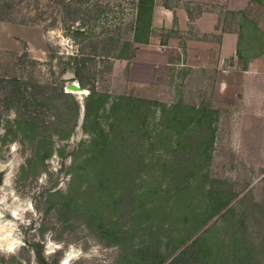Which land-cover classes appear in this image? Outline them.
<instances>
[{
	"label": "rangeland",
	"instance_id": "374dc122",
	"mask_svg": "<svg viewBox=\"0 0 264 264\" xmlns=\"http://www.w3.org/2000/svg\"><path fill=\"white\" fill-rule=\"evenodd\" d=\"M11 2L14 4L11 19L0 20V80L15 72L39 83L42 89L51 93H59L62 89L69 92L67 85L72 81L70 77L75 76L69 57L74 55L86 59L83 76L87 85L83 92H71L72 96L64 98L68 105L73 104V97L81 105L78 123L68 138L61 139L60 134L66 135L70 129H63L66 132L58 134L54 129L56 126L50 130L41 129L36 138L24 136L19 129H5V117L2 118L0 264H41L36 254L38 249L42 250L48 264H62L68 252L76 255L70 264H125L122 255L129 248L143 247V239L148 244H157L155 248H148L150 259L168 264L206 229H210L208 238L214 249L215 242L219 243L222 239L230 241L232 231L226 227L227 221L240 225V218L248 226L245 238L256 246L255 259L251 264H264V119L257 117L255 101H251L255 98L256 82H244L241 73L245 63H248L247 68L256 71L258 60L264 55L261 53L264 43L256 38L258 35L264 40V5L256 0H229L226 4L188 3L191 15L209 10L217 15V20H205L201 25L190 24L183 30H180L177 14L174 23L168 26L157 21L156 25H152L150 42H133L135 56L126 59L118 58V55H129L133 50L123 47L125 41H133L138 0ZM156 4L172 7L175 13L179 11L177 7L180 8L179 0H156ZM77 8L79 11H76ZM242 11L244 16L238 15ZM77 15L78 18H75ZM206 25L209 27L207 32L204 31ZM78 27L85 31L83 35L75 36L74 31ZM240 31H243V58L238 56ZM225 33L230 34L227 47L231 53L222 61L219 50ZM104 37L119 40L110 57L94 54L93 43ZM190 43L193 46L190 47ZM163 45L172 47L168 50V62L164 57L157 56L155 51ZM102 47L101 44L99 53H104ZM187 48H191L195 58L188 56ZM138 49L139 57L136 58ZM133 62L135 68L132 72ZM218 70H229L221 71L224 77L222 86L218 83ZM252 75L255 78L256 73ZM91 87L109 93L112 98L131 94L151 101L156 112L149 118L148 129L152 133L165 129L163 115L156 102L167 107L180 102L196 106L211 104L218 109L220 116L216 122L212 157L205 170L210 179L204 184L208 188L213 179L223 187L232 188L235 197L231 204L235 205V213H228L224 218L223 210L180 246V230L176 228L171 234L164 230L154 234V237L142 231L126 240L121 234L102 233L99 224L115 225L119 212L113 211L103 221L102 218L93 219L88 214L92 208H84L81 199H78V204L72 203L67 212L57 211V198L70 188L71 153L81 141L89 138L82 124L84 97ZM1 93L0 87V113L14 119V111H3ZM32 112L55 121L62 115L60 107H38ZM44 134H52L57 150L43 162L29 168L27 160L33 156L36 141ZM143 145L150 147L145 139ZM59 149L63 150V154ZM156 149L157 153H161L166 146L159 145ZM172 149L171 145L167 146L170 153ZM147 155V160L151 159L153 151L150 150ZM163 162L155 161L156 166L148 172L150 178L139 180L140 191L154 184L164 192L169 190L164 194L170 198L169 208L184 211L189 208H186V203H189L191 208L202 211L206 203L204 192L201 189L192 190L187 192V196H181L185 176L180 175L178 181L173 180L166 173ZM23 165L27 170L22 171ZM87 184L83 182L84 186ZM58 191L60 195H54ZM133 210L134 206L127 209L130 213ZM176 217L180 221V215ZM121 222L122 229H130L131 214ZM224 254L230 258L232 252L224 251Z\"/></svg>",
	"mask_w": 264,
	"mask_h": 264
},
{
	"label": "trees",
	"instance_id": "16d2710c",
	"mask_svg": "<svg viewBox=\"0 0 264 264\" xmlns=\"http://www.w3.org/2000/svg\"><path fill=\"white\" fill-rule=\"evenodd\" d=\"M256 1L264 5V0ZM155 5L156 0H138L133 41H125L123 47L133 50L125 56L120 53L118 58L129 59L135 56L133 42H150ZM13 8L14 4L11 0H0V20H10ZM234 14L237 15V13ZM238 15L244 16V12ZM75 18H78V15ZM84 31L82 27L76 28L75 36L83 35ZM239 35L238 56L243 58L241 49L243 31H240ZM256 38L264 43L262 36L257 35ZM118 42L119 40L114 37L99 39L93 43L94 54L110 57ZM101 44L104 53L98 51ZM261 53H264V45ZM69 59L75 79L79 80L81 86L85 88L87 84L83 71L86 59H79L74 55H71ZM247 64L245 63V68ZM0 87L3 111L7 113L14 111L16 115L14 119H11L3 112L0 113V125L4 116L3 125L9 131L19 129L24 136L36 138L37 132L41 129L50 130L56 126L57 128L54 129L58 134L66 132L63 129H70L66 135L60 134V138L65 139L71 135L78 123L80 103L74 97L72 105H68L64 100L72 96L71 92H64L62 89L59 93L57 91L51 93L42 89L39 83L29 81L15 72L0 80ZM89 89L88 95L84 97L82 124L89 138L81 141L78 148L71 153L70 188L65 194L59 191L54 194L58 196L61 193L55 203L57 211L67 212L72 203L78 204V199H81L84 208H92L88 214L93 219L102 218L103 221L113 211L119 212L115 225L99 224V230L102 233L121 234L126 240L142 231H145L149 237H154V234L159 231L165 230V233L171 234L176 228L180 230V242H178L180 246L192 239L207 222L223 210L224 218L228 213H235V205L231 204L235 197L232 195V188L223 187L218 184L219 181L213 179L210 180L208 188L204 184L210 179V175L205 170L212 157L216 122L220 116L218 109L211 104L196 106L180 102L167 107L166 104L156 102L160 106L165 129L152 133V130L148 129L149 118L156 112L152 108L151 101L131 94L112 98L109 93L99 91L95 87ZM38 107L48 109L60 107L62 115L57 121L46 120L42 115L32 112V109ZM144 139L150 147L143 145ZM159 145H165L166 150L157 153L156 148ZM169 145L173 147L172 153L167 151ZM56 150L52 134L42 135L36 141L33 156L27 160V167H35ZM150 150L153 151V155L147 160L149 156L147 153ZM59 152L63 154L62 149H59ZM155 161H164L163 166L166 168V173L171 175L173 180L178 181L180 175L185 176L186 182L180 191L181 196H187V192H192V190L201 189L204 192L206 203L202 211L191 208L189 203H186V208H189L184 211L169 208L170 198L164 195L169 190L165 189L164 192L162 188H157L154 184L140 191L139 183L150 178L148 172L156 166ZM27 167L23 165L22 171L27 170ZM143 174L145 177H142ZM1 181L2 175L0 174V183ZM84 181L88 183L86 186L83 185ZM159 194L161 195L157 196ZM130 206H134L132 213L127 211ZM128 214H131L132 225L130 229L124 230L121 221ZM178 215H180V221L176 217ZM227 222L229 223L226 227L232 231L230 241L225 242L222 239L219 243L215 242L214 249L208 238L210 229H206L168 264H199L198 262L202 264H251L255 259L256 246L245 238L248 226L243 218H240V225ZM141 246H143L142 249L129 248L122 255L125 264H163L162 260L152 261L148 255V248L153 246L155 248L157 244H148L147 240L143 239ZM224 251L232 252L230 258L225 256ZM36 254L41 264H48L41 249L36 250Z\"/></svg>",
	"mask_w": 264,
	"mask_h": 264
},
{
	"label": "crops",
	"instance_id": "0c3cea01",
	"mask_svg": "<svg viewBox=\"0 0 264 264\" xmlns=\"http://www.w3.org/2000/svg\"><path fill=\"white\" fill-rule=\"evenodd\" d=\"M229 0H179L180 2V8L177 7L179 10L177 13H175L172 9V7H169L167 5L163 4H156L155 9H154V15H153V24L156 25L157 21H160L161 25L162 23L165 22V25L168 26V24H173L174 21L176 20L175 14L180 17V30H183L185 28H188L190 24H203V22L206 20H212L216 21L217 20V15L214 12H211L209 10L205 11L203 10L200 14H197L195 16L191 15L189 13L190 11V6L188 3H194L197 2V4H205V3H210V2H220L226 4ZM203 20V21H202ZM209 30V27L206 25L204 31L207 32ZM229 33L223 34L222 37V47L219 50V54H221V59H225L228 57L231 53V49L227 47V40H230ZM193 42V41H190ZM193 46L190 43V47ZM171 46L163 45L161 46L160 49H155L157 56H161L162 58L164 57L165 62H168V57H169V49H171ZM195 50V49H193ZM139 49L138 53L136 54V58L139 57ZM191 48H187V53L188 56L195 58L194 54L191 52ZM195 52V51H194ZM197 52V51H196ZM164 54V55H163ZM153 64V63H152ZM257 69L246 67L244 70H242V77L244 82H249V80L253 81L255 80L256 82V93H255V98L252 99L251 101H255V106L257 110V117L259 119H264V55L258 60V63L256 65ZM135 68V63L131 65V71L133 72ZM222 72H225L227 70H218V83L219 85H223V76L221 74ZM229 72V70L227 71ZM254 72L256 73L255 78H254ZM253 101V102H254Z\"/></svg>",
	"mask_w": 264,
	"mask_h": 264
},
{
	"label": "water",
	"instance_id": "95a60500",
	"mask_svg": "<svg viewBox=\"0 0 264 264\" xmlns=\"http://www.w3.org/2000/svg\"><path fill=\"white\" fill-rule=\"evenodd\" d=\"M70 79H72V81H70L67 85L68 90L70 92H79V91L83 92L84 91V88L80 85V83L73 80L75 79L74 75L70 77Z\"/></svg>",
	"mask_w": 264,
	"mask_h": 264
},
{
	"label": "bare ground",
	"instance_id": "6f19581e",
	"mask_svg": "<svg viewBox=\"0 0 264 264\" xmlns=\"http://www.w3.org/2000/svg\"><path fill=\"white\" fill-rule=\"evenodd\" d=\"M81 92V91H79ZM75 254H73L72 252H68L65 254L64 258H63V263L62 264H70L71 261L75 258Z\"/></svg>",
	"mask_w": 264,
	"mask_h": 264
},
{
	"label": "clouds",
	"instance_id": "9594fccd",
	"mask_svg": "<svg viewBox=\"0 0 264 264\" xmlns=\"http://www.w3.org/2000/svg\"><path fill=\"white\" fill-rule=\"evenodd\" d=\"M12 214H13V215H16V213H15V212H13ZM9 250L11 251V249H9Z\"/></svg>",
	"mask_w": 264,
	"mask_h": 264
},
{
	"label": "built area",
	"instance_id": "2783aa9c",
	"mask_svg": "<svg viewBox=\"0 0 264 264\" xmlns=\"http://www.w3.org/2000/svg\"><path fill=\"white\" fill-rule=\"evenodd\" d=\"M67 91H69V90H67ZM70 92V91H69Z\"/></svg>",
	"mask_w": 264,
	"mask_h": 264
}]
</instances>
